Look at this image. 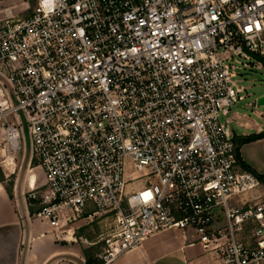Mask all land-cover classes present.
<instances>
[{"label":"built area","instance_id":"1","mask_svg":"<svg viewBox=\"0 0 264 264\" xmlns=\"http://www.w3.org/2000/svg\"><path fill=\"white\" fill-rule=\"evenodd\" d=\"M258 57L264 0H39L27 18L8 13L0 171L29 143L44 172L37 219L59 230L115 216L103 264L170 230L193 231L223 264H264V185L239 162L231 118Z\"/></svg>","mask_w":264,"mask_h":264},{"label":"crops","instance_id":"2","mask_svg":"<svg viewBox=\"0 0 264 264\" xmlns=\"http://www.w3.org/2000/svg\"><path fill=\"white\" fill-rule=\"evenodd\" d=\"M256 115L259 121L234 113L231 117L234 135L249 136L263 132L264 112ZM240 154L246 164L264 175V139L244 145ZM41 176L43 181L44 176ZM81 221L67 223L63 220L61 228L54 230L48 221L31 214L29 200L17 186L10 192L0 184V264H86L85 246L75 236V227ZM69 224L73 226L64 229ZM112 264L223 263L206 254L193 231L170 230L151 237L141 248L122 255Z\"/></svg>","mask_w":264,"mask_h":264},{"label":"rangeland","instance_id":"3","mask_svg":"<svg viewBox=\"0 0 264 264\" xmlns=\"http://www.w3.org/2000/svg\"><path fill=\"white\" fill-rule=\"evenodd\" d=\"M38 2L39 0H0V18L6 13L17 14L20 19L27 18L34 13ZM249 67L246 70H242L243 76L240 78L242 80L241 85L247 88V99L233 110V114L239 112L252 120H258L256 114L257 112H264V107L252 109L250 105L264 95V69L258 68L257 64H250ZM37 167L38 164L35 159H32L28 143L26 151L17 155L14 164L0 171V184H3L10 192L12 188L17 186L29 198L33 193L31 187L40 188L44 182V180H41V178L43 179L41 175L44 176V172L41 168L37 169ZM42 196V189H39L38 198L41 199ZM35 208L38 209L40 206L35 205ZM115 223V216L105 213L93 219H86V217L82 219L75 227V236L85 246L84 252L86 249L95 248V257L100 259L99 256L106 249L104 238L112 232ZM72 226L73 224H69L64 229H69Z\"/></svg>","mask_w":264,"mask_h":264},{"label":"trees","instance_id":"4","mask_svg":"<svg viewBox=\"0 0 264 264\" xmlns=\"http://www.w3.org/2000/svg\"><path fill=\"white\" fill-rule=\"evenodd\" d=\"M258 59L264 63V59H262L260 57H258ZM235 137H236L235 139H236V142L238 145V159H239V162H240L242 168L244 170H248V171L253 172L258 177L260 182L264 185V175L259 174L256 170H254L248 164H246V162L243 161L242 156L240 154V151L244 145L263 140L264 139V131L261 133L251 134L249 136H235ZM28 200H29V204H30V212L32 215H34L39 211V208L38 209L35 208V205L38 204V201L34 200L30 197L28 198ZM94 249L95 248H89V249L85 250L84 253H85V257H86V264H103L102 260L95 257V254H94L95 250Z\"/></svg>","mask_w":264,"mask_h":264},{"label":"water","instance_id":"5","mask_svg":"<svg viewBox=\"0 0 264 264\" xmlns=\"http://www.w3.org/2000/svg\"><path fill=\"white\" fill-rule=\"evenodd\" d=\"M257 107L261 108L264 107V96H261L260 98L257 99Z\"/></svg>","mask_w":264,"mask_h":264}]
</instances>
